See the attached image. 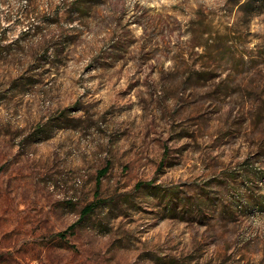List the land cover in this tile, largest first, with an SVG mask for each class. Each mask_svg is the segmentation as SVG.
<instances>
[{
  "label": "rangeland",
  "instance_id": "374dc122",
  "mask_svg": "<svg viewBox=\"0 0 264 264\" xmlns=\"http://www.w3.org/2000/svg\"><path fill=\"white\" fill-rule=\"evenodd\" d=\"M0 264H264V0H0Z\"/></svg>",
  "mask_w": 264,
  "mask_h": 264
},
{
  "label": "trees",
  "instance_id": "16d2710c",
  "mask_svg": "<svg viewBox=\"0 0 264 264\" xmlns=\"http://www.w3.org/2000/svg\"><path fill=\"white\" fill-rule=\"evenodd\" d=\"M79 1H76V3H78ZM92 208V206H91V204L90 205H86L85 207H84V209H83V215L85 214V213H87L88 211H90V209ZM73 225L71 224V225H69V228H71ZM66 231H67V229H65V230H63V231H59L57 234L58 235H60V236H62L63 238L65 237V234H66Z\"/></svg>",
  "mask_w": 264,
  "mask_h": 264
}]
</instances>
